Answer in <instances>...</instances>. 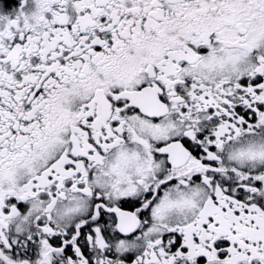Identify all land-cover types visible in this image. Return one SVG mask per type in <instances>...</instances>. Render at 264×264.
<instances>
[{"label": "snow or ice", "instance_id": "1", "mask_svg": "<svg viewBox=\"0 0 264 264\" xmlns=\"http://www.w3.org/2000/svg\"><path fill=\"white\" fill-rule=\"evenodd\" d=\"M0 264H264V0H0Z\"/></svg>", "mask_w": 264, "mask_h": 264}]
</instances>
